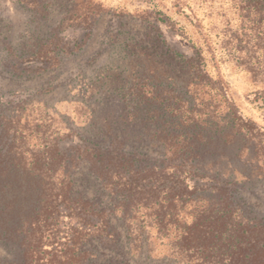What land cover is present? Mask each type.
Listing matches in <instances>:
<instances>
[{
  "label": "rangeland",
  "instance_id": "1",
  "mask_svg": "<svg viewBox=\"0 0 264 264\" xmlns=\"http://www.w3.org/2000/svg\"><path fill=\"white\" fill-rule=\"evenodd\" d=\"M42 2L27 6L0 0V118L14 116L16 143L29 151L27 160L47 145L68 148L78 143V135L107 146L111 137L103 131L106 121L112 134H135L125 150L138 151L140 158L141 151L147 152L148 163H153L162 154L160 147L141 140V124L123 117L136 106L141 118V96H155L151 86L162 84L169 89L160 95L164 98L185 93L187 105L195 107L193 114L206 121L208 137L220 129L218 140L200 146L203 163L228 169L227 177L235 168L233 195L244 210L264 218L263 14L242 8L241 0ZM168 51L199 61L209 77L206 84L188 87ZM160 69L165 72L157 80ZM135 162L141 165L140 159ZM73 173L77 189L117 207L113 222L121 231L120 245L86 243L85 249L98 254L96 260L181 264L168 240L144 221L141 193L130 208L134 217L123 222L120 196L105 190L87 162L78 163ZM70 220L61 219L62 230ZM21 258L18 243L0 240V264H20Z\"/></svg>",
  "mask_w": 264,
  "mask_h": 264
},
{
  "label": "trees",
  "instance_id": "2",
  "mask_svg": "<svg viewBox=\"0 0 264 264\" xmlns=\"http://www.w3.org/2000/svg\"><path fill=\"white\" fill-rule=\"evenodd\" d=\"M16 1L44 5L42 0ZM241 3L242 8L264 15V0ZM167 54L177 60L179 76L186 77L188 87L206 84L209 77L199 61L179 52ZM163 72L160 69L154 78L161 80ZM151 88L155 95L151 97L144 96L141 88V118L136 106L123 118L141 124V140L160 147L162 154L153 163H148L151 156L147 152L141 151L140 158L138 151L125 150V143L135 134H112L106 121L103 131L111 137L107 146L78 135V143L68 148L47 145L27 160L29 151L16 143L14 116L0 118V240L19 244L20 264H127L119 259L99 262L98 254L84 248L92 240L117 248L121 231L113 222L117 207L76 188L73 168L82 161L105 190L120 196L123 222L134 217L130 208L141 193L144 221L155 225L158 235L168 240L177 262L264 264V218L244 210L233 195L236 169L227 177L228 169L215 170L212 164L203 163L200 146L218 140L220 129L214 128L209 137L204 133L206 121L193 114L195 107L187 105L185 93L164 98L160 95L168 92V86ZM230 123L235 126V119ZM139 159L140 166L135 164ZM64 216L71 219L66 230L61 229Z\"/></svg>",
  "mask_w": 264,
  "mask_h": 264
}]
</instances>
